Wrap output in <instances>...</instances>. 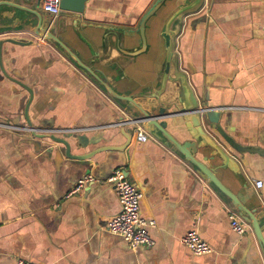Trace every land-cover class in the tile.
I'll return each instance as SVG.
<instances>
[{"label": "crops", "instance_id": "crops-1", "mask_svg": "<svg viewBox=\"0 0 264 264\" xmlns=\"http://www.w3.org/2000/svg\"><path fill=\"white\" fill-rule=\"evenodd\" d=\"M3 1L9 4L0 5V39L34 42H4L1 59L5 71L32 90L28 117L35 129L65 138L74 154L123 143L115 123L131 118L134 108L111 97L107 85L147 110L164 108L168 114L160 119L167 131L184 141L182 121L171 112L178 99L189 103L188 90L190 100L221 110V127L242 147L238 152L214 137L237 171L219 170V178L244 205L264 209V0H205L185 15L176 36L179 63L159 96L152 93L164 66L160 33L180 0H166L148 19L144 48L138 23L154 0H88L84 13L58 18L60 39L100 81L24 28L31 16L24 9L39 0ZM28 98L0 70V264L17 258L42 264H264L252 229L239 235L230 228L229 200L170 143L147 131L146 141L132 136L124 150L67 158L60 144L5 127L27 126ZM120 166L142 194L140 214L155 222L148 228L149 247L131 249L102 228L120 211L107 182ZM86 174L95 180L71 193ZM190 230L213 251L195 255L184 246L180 239Z\"/></svg>", "mask_w": 264, "mask_h": 264}, {"label": "water", "instance_id": "water-1", "mask_svg": "<svg viewBox=\"0 0 264 264\" xmlns=\"http://www.w3.org/2000/svg\"><path fill=\"white\" fill-rule=\"evenodd\" d=\"M165 1L166 0H154L150 7L142 15L138 23V32L141 37L143 48L146 46V23L148 19L153 16L165 3ZM87 2L88 0H60L61 12L58 16L54 17L52 14L41 8L39 0L36 8L24 9L31 15L26 21L24 28H26V30L28 29L33 36H39L45 41L55 45L57 49H59L66 57L74 61V63H76V65L79 66L85 73L94 75L97 77L96 79L99 80L98 76L94 73L91 67L81 61L79 57L67 46V44L60 39L57 31V20L62 14H82L85 12ZM204 2L205 0H180V4L166 20L164 28L160 33L165 51L163 72L159 88L155 89L152 93L153 96H159L164 93L166 82L170 78L171 68L173 65H177L179 63L175 47L176 36L180 32V22L182 21V18L187 14L199 10ZM1 4L9 3L1 0L0 5ZM4 42H10L17 45H29L34 42L32 39L26 38L20 39L6 37L0 39V70L5 77L23 87L28 92L29 98L24 107V117L27 126L34 128L28 117V105L32 97V90L26 84L11 77L3 68L1 50ZM105 87L111 97L118 101L128 103L134 108V111L130 113L132 116L131 118L138 120L146 131L153 132L157 137L170 143L194 167L197 173L217 190L219 195L229 200L231 209H233L246 223L251 226L256 241L261 248L264 259V209L259 205H255L254 207H247L244 205L239 196L232 192L218 176V171L222 169H228L234 173H237V171L234 168L235 165L233 159L222 150V148L215 141L214 137L238 152H240V149L242 150V147L234 143L233 139L221 127L219 123L221 110L216 107H207L203 99L200 103L193 98L190 100V92L187 90V93L189 94V103L183 104L182 101L178 99V104L180 105L174 102V111L171 112L176 114L182 121V123L178 125V130L182 134L184 141H179L167 131L166 122L160 119V117L168 114L164 111V108L154 109L156 112L153 109L147 110L136 102L134 97L130 94L118 93L107 85H105ZM201 118L203 119L204 124H202ZM124 119L125 118L122 120ZM126 125L130 128H126ZM126 125H120L119 128L120 134L124 137L123 143L103 145L89 152L79 154L71 153V144L63 137L56 136L54 133L48 131L36 132L32 130L31 132L32 135L37 138H46L54 143L60 144L64 148V154L67 158L83 160L91 158L93 155L101 151L124 150L130 143L133 135L131 125ZM199 154L201 155L200 158L198 156ZM217 159L219 162L216 164ZM125 174L127 175V173Z\"/></svg>", "mask_w": 264, "mask_h": 264}, {"label": "built area", "instance_id": "built-area-1", "mask_svg": "<svg viewBox=\"0 0 264 264\" xmlns=\"http://www.w3.org/2000/svg\"><path fill=\"white\" fill-rule=\"evenodd\" d=\"M41 8L54 17L61 12L60 0H40ZM116 125L129 124L132 127L133 135L138 141H146L149 137L148 132L142 127L138 120L133 118H125L115 123ZM12 130L26 129L30 132H40L35 128L7 126ZM95 179L91 175H85L80 178L75 186L71 189V193L77 192L82 187ZM107 182L114 187L115 193L120 203V211L110 217L104 226L105 231L122 237L131 249H136L139 246L149 247L153 244V240L149 235L148 228L155 225L153 219H147L140 214L139 202L142 197L140 190L133 184V182L125 174L123 167L113 170L111 175L107 178ZM255 187L260 188L262 181L256 180ZM228 219L230 228L237 234L242 235L246 231L251 230V226L246 223L233 209H228ZM181 243L186 246L193 254L203 255L209 254L213 248L200 238L197 231L190 230L180 239ZM16 264H42L38 262H31L23 258H17Z\"/></svg>", "mask_w": 264, "mask_h": 264}]
</instances>
